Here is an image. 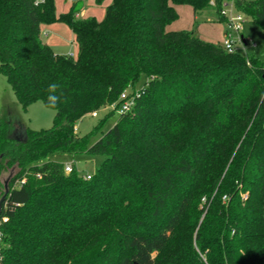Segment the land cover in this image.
<instances>
[{"label":"trees","instance_id":"16d2710c","mask_svg":"<svg viewBox=\"0 0 264 264\" xmlns=\"http://www.w3.org/2000/svg\"><path fill=\"white\" fill-rule=\"evenodd\" d=\"M80 1L0 0V74L23 108L54 111L49 128L0 121L1 264H264V58L168 29L175 4L224 21L210 0H93L100 19ZM234 4L264 30V0ZM52 21L77 54L43 42ZM124 91L131 109L99 137L115 110L74 131ZM83 154L103 157L89 179Z\"/></svg>","mask_w":264,"mask_h":264},{"label":"rangeland","instance_id":"374dc122","mask_svg":"<svg viewBox=\"0 0 264 264\" xmlns=\"http://www.w3.org/2000/svg\"><path fill=\"white\" fill-rule=\"evenodd\" d=\"M56 13L67 11L70 7L71 0H54ZM174 8L178 17L167 27L171 30H194L196 35L202 40L221 44L225 37V22L219 20L213 5H210L199 12L194 18L192 8L188 4H175ZM104 14V4H96L93 0H84L77 10L79 17L95 16L102 18ZM243 34L249 38V42L245 45L247 52L264 58V30L251 21L250 17L243 13ZM235 36V34H233ZM40 37L54 53L61 55L77 54V47L73 41V34L70 28L61 21H52L42 23ZM257 46L251 48L250 44ZM143 82V78L137 84L139 87ZM97 116H91L90 112L83 115L75 124L76 132L84 134L91 130L101 121L106 114L111 112L107 106L96 108ZM54 111L45 106L41 101H34L25 108L18 102L13 90L7 82L4 75L0 74V121L4 120L11 125L12 128L18 126L31 129L49 128L52 125ZM119 116L118 111H113L101 122L96 134L93 138L99 137L109 127H111ZM21 138V137H20ZM101 155L83 154L75 156L73 165L80 174L92 173L102 162ZM8 174L0 176V198L3 194V183L7 179Z\"/></svg>","mask_w":264,"mask_h":264},{"label":"built area","instance_id":"2783aa9c","mask_svg":"<svg viewBox=\"0 0 264 264\" xmlns=\"http://www.w3.org/2000/svg\"><path fill=\"white\" fill-rule=\"evenodd\" d=\"M42 0H35V4L39 3ZM84 1V0H81ZM235 0H210L212 4L219 3L220 5V13L224 18L226 32L225 37L221 42L222 47L228 52L240 51L243 54L247 53L245 45L249 42V38L245 37L243 34V23L245 21L243 13L236 9ZM235 34V36H233ZM251 48H255L257 45L254 43L250 44ZM70 56H74L73 53L68 54ZM134 103V96L129 95L127 92H121L119 95V99L117 102H113L107 105L108 108L118 111L119 113L127 112L131 109V106ZM91 116H97L96 111L90 112ZM74 131H76V127H74ZM72 169V166L69 162L64 165V171L69 172ZM91 173H84L83 178L89 179ZM262 216H263V224H264V205L262 206ZM5 218H0V223L4 221ZM1 238L2 234L0 231V250H1ZM1 260V257H0ZM1 264V261H0Z\"/></svg>","mask_w":264,"mask_h":264},{"label":"water","instance_id":"95a60500","mask_svg":"<svg viewBox=\"0 0 264 264\" xmlns=\"http://www.w3.org/2000/svg\"><path fill=\"white\" fill-rule=\"evenodd\" d=\"M15 139H17V140H19V138H15ZM8 179H9V177H7V179L5 180V182H4V192H3V194H2V196H1V198H0V210H1V202L3 201V199H4V197H5V195H6V193H7V182H8Z\"/></svg>","mask_w":264,"mask_h":264},{"label":"flooded vegetation","instance_id":"af4514ba","mask_svg":"<svg viewBox=\"0 0 264 264\" xmlns=\"http://www.w3.org/2000/svg\"><path fill=\"white\" fill-rule=\"evenodd\" d=\"M21 135H22V133H21V129L18 128V129L16 130V132L14 133V137L20 139Z\"/></svg>","mask_w":264,"mask_h":264},{"label":"crops","instance_id":"0c3cea01","mask_svg":"<svg viewBox=\"0 0 264 264\" xmlns=\"http://www.w3.org/2000/svg\"><path fill=\"white\" fill-rule=\"evenodd\" d=\"M72 1H76V0H71V3H72ZM82 1H80V3H81ZM71 5V4H70ZM97 19H100V18H97Z\"/></svg>","mask_w":264,"mask_h":264}]
</instances>
